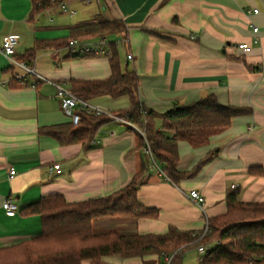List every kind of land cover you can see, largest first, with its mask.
I'll list each match as a JSON object with an SVG mask.
<instances>
[{"label":"crops","instance_id":"0c3cea01","mask_svg":"<svg viewBox=\"0 0 264 264\" xmlns=\"http://www.w3.org/2000/svg\"><path fill=\"white\" fill-rule=\"evenodd\" d=\"M75 2L67 10L55 6L30 19L32 0H0V247L41 233L40 216L21 213L27 204L49 194H62L68 202L108 196L130 183L149 160L139 148L144 132L132 122L112 119L102 125L88 150L81 143L61 145L39 132L70 121L54 83L71 90L72 80L110 77L111 66L109 56L73 58L67 45L38 47V41L71 39L80 24L98 18L125 23L126 33L110 38L121 48L123 65L137 72L139 98L147 109L165 113L214 94L223 105L253 111L234 117L231 127L206 145L178 142L181 172L219 150L192 178L175 184L149 162L138 200L156 208V218L119 223L116 218L96 219L95 230L120 224L117 229L125 232L162 234L174 226L203 235L209 218L227 211L229 189H240L241 201L264 202V172L249 173L252 166L264 168V0H101L104 12L91 18L85 12L82 20L75 18ZM7 35L18 38V56L37 48L30 67L45 80L35 76L34 85L10 86L21 69L1 52ZM241 43L251 49H241ZM90 102L113 113L130 106L128 96H100ZM157 124L161 127L162 122ZM56 163L60 172L51 170ZM12 168L16 173L11 177ZM192 189L205 197L203 207L187 196ZM8 197L18 205L16 215H7L3 208ZM103 260L161 264L157 254Z\"/></svg>","mask_w":264,"mask_h":264},{"label":"trees","instance_id":"16d2710c","mask_svg":"<svg viewBox=\"0 0 264 264\" xmlns=\"http://www.w3.org/2000/svg\"><path fill=\"white\" fill-rule=\"evenodd\" d=\"M73 0H32L30 19L51 7ZM71 39H96L114 34H125V23L117 19L98 18L82 23ZM70 39L40 40L37 46L68 45ZM36 47L16 59L31 65ZM111 75L106 79L72 80L71 91L85 100L100 96L118 98L128 96L130 106L114 114L138 124L144 135L139 148L150 145L152 154L165 176L173 183L196 176L212 160L218 149L201 159L190 171L178 169L180 154L178 142L188 141L193 147L206 145L213 136L229 129L234 117L251 114L247 106L223 105L214 94L198 101L175 105L165 113L147 109L139 98V76L124 66L121 51L112 44ZM73 58L93 55L73 54ZM20 84L14 78L10 86ZM107 115L81 112V121L41 127V134L49 135L61 145L81 143L85 150L91 148L99 128L111 121ZM162 122L161 127L157 121ZM146 159L141 169L125 187L104 197L68 202L62 194H49L22 208L24 215H39L41 233L20 243L0 247V264H105L106 256L123 258L144 257L157 254L161 264L172 256L170 264H183V253L189 247H205L197 264H264V202H244L239 199L240 189H229L226 196L227 211L209 218L208 229L202 232L184 231L171 226L165 233L125 232L115 228L96 231V219L136 220L156 218L158 210L142 205L138 190L149 169ZM263 166H252L249 173L262 175Z\"/></svg>","mask_w":264,"mask_h":264},{"label":"built area","instance_id":"2783aa9c","mask_svg":"<svg viewBox=\"0 0 264 264\" xmlns=\"http://www.w3.org/2000/svg\"><path fill=\"white\" fill-rule=\"evenodd\" d=\"M50 1L53 2L55 0H50ZM83 1L86 4H89L92 1L100 3L101 0H83ZM67 5L68 3H62L59 5V7L62 8L63 10H67L68 9ZM71 12L74 13V11ZM254 12H258V9H254ZM254 29L258 30L259 28L255 26ZM18 43H19L18 38L15 35H7L4 38L1 47V52L6 57L9 58V60L13 65L21 69V71L17 72L13 78L16 81H18V83L26 84V85L29 84L34 85L35 76H37L38 79L40 80H45L44 77H42L39 73H37L32 67L27 65L25 61H19L16 59V48ZM112 44H113V40H110V36H103L96 39L73 38L69 40L67 47L70 49V52L73 54L75 53L90 54L93 56L106 55L112 57L113 55ZM239 47L244 50L251 49V47L247 43H241ZM131 57L132 55H128V59H131ZM54 84L57 88L56 96L60 99L62 109L64 113L69 117L71 123L76 125L81 121L82 111L94 115H107L112 119H118L129 122L124 117H119L109 110L93 105L89 100L82 99L81 97L75 95L70 89L62 86L61 84L58 83H54ZM144 151L149 158V162L151 166L157 168L160 173L164 174L162 168L154 158L149 144H147ZM60 169L61 166L58 163L54 164L51 168L52 171L56 170L57 172H60ZM15 173L16 170L12 168L10 170V176L12 177ZM187 196L195 204L201 207L204 206L205 197L201 194L200 191L196 189H192ZM3 208L6 211L7 215L12 216L18 213V205L10 197L5 199V201L3 202ZM207 229H208V225L206 226L205 231ZM198 251L200 253H204L205 247L203 245H200L198 247ZM171 259L172 256L168 257L165 264H170Z\"/></svg>","mask_w":264,"mask_h":264},{"label":"rangeland","instance_id":"374dc122","mask_svg":"<svg viewBox=\"0 0 264 264\" xmlns=\"http://www.w3.org/2000/svg\"><path fill=\"white\" fill-rule=\"evenodd\" d=\"M77 2H75L74 4V8L77 10V13L75 15L76 19H80L83 17L82 15H84V13L86 12L87 15H89L88 18H91L90 16L97 14V13H102L104 12L101 7L99 6V3L92 1L89 4H86L83 0H76ZM87 22H91V21H87ZM115 40H116V36ZM110 40L114 41V38H110ZM121 51V48H120ZM117 221V223H119L118 221H122L120 219L115 220ZM115 229L119 228L118 226H120V224L117 225H113ZM200 256V253L198 252V249L196 247H189L187 248L184 253H183V264H197L198 263V258Z\"/></svg>","mask_w":264,"mask_h":264}]
</instances>
